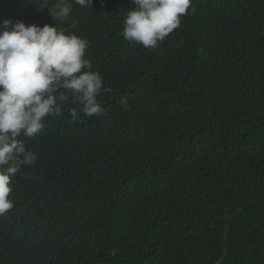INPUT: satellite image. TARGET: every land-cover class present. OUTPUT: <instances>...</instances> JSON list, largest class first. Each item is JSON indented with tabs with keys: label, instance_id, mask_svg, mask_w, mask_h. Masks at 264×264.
Masks as SVG:
<instances>
[{
	"label": "trees",
	"instance_id": "obj_1",
	"mask_svg": "<svg viewBox=\"0 0 264 264\" xmlns=\"http://www.w3.org/2000/svg\"><path fill=\"white\" fill-rule=\"evenodd\" d=\"M57 2L0 0V24L86 39L104 111L73 121L60 89L18 137L37 160L11 178L0 264H264V0H191L154 48L123 37L134 0H65L63 22Z\"/></svg>",
	"mask_w": 264,
	"mask_h": 264
},
{
	"label": "clouds",
	"instance_id": "obj_2",
	"mask_svg": "<svg viewBox=\"0 0 264 264\" xmlns=\"http://www.w3.org/2000/svg\"><path fill=\"white\" fill-rule=\"evenodd\" d=\"M75 4L92 7L93 0H75ZM134 4L126 15L123 37L154 48L180 26L191 0H134ZM48 10L54 21L63 22L68 20L72 5L58 0ZM46 23L4 20L0 24V215L13 207L8 198L11 178L22 165L37 160V154L27 150L18 137H33L43 128L44 117L61 114V104L69 96L61 92L57 97L55 93L70 91L80 106L79 111L70 109L73 121L81 112L91 117L104 111L98 101L102 76L91 71V62L84 58L88 41ZM121 104L127 106V101L122 98Z\"/></svg>",
	"mask_w": 264,
	"mask_h": 264
}]
</instances>
